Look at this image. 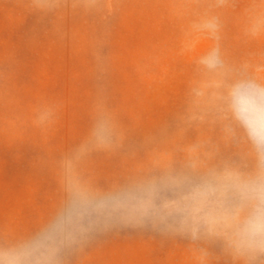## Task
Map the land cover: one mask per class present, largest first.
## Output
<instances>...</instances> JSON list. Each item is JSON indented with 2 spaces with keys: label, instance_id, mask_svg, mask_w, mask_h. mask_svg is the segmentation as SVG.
<instances>
[{
  "label": "rangeland",
  "instance_id": "rangeland-1",
  "mask_svg": "<svg viewBox=\"0 0 264 264\" xmlns=\"http://www.w3.org/2000/svg\"><path fill=\"white\" fill-rule=\"evenodd\" d=\"M210 16L219 18V41L198 28ZM257 17L264 0H100L91 9L67 0L50 12L0 0V238L24 241L61 222L87 229L63 264H199L185 239L106 226L110 209L77 201L61 161L90 141L101 104L129 145L170 121L217 43L232 64L264 65V30L248 34ZM135 162L91 150L77 169L103 197ZM209 264L238 262L216 249Z\"/></svg>",
  "mask_w": 264,
  "mask_h": 264
},
{
  "label": "clouds",
  "instance_id": "clouds-1",
  "mask_svg": "<svg viewBox=\"0 0 264 264\" xmlns=\"http://www.w3.org/2000/svg\"><path fill=\"white\" fill-rule=\"evenodd\" d=\"M33 2L50 12L67 0ZM99 2L72 0L86 9ZM220 27L217 16L198 25L216 41ZM262 30L264 17H257L248 34ZM198 63L184 108L135 144H127V134L101 104L90 141L61 161L66 186L77 201L109 208L108 227L189 241L199 264H209L216 249L238 264H264V65L250 72L247 61L232 64L218 43ZM91 150L123 151L136 161L112 195L93 194L78 172ZM86 233L56 222L24 241L0 238V264H63V254Z\"/></svg>",
  "mask_w": 264,
  "mask_h": 264
}]
</instances>
